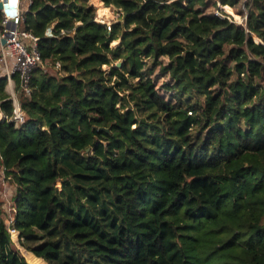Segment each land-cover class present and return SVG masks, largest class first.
Instances as JSON below:
<instances>
[{"label":"trees","instance_id":"trees-1","mask_svg":"<svg viewBox=\"0 0 264 264\" xmlns=\"http://www.w3.org/2000/svg\"><path fill=\"white\" fill-rule=\"evenodd\" d=\"M219 1L242 0H94L108 31L90 0H32L20 125L0 77V264H29L13 232L33 264H264V0L243 24Z\"/></svg>","mask_w":264,"mask_h":264},{"label":"built area","instance_id":"built-area-1","mask_svg":"<svg viewBox=\"0 0 264 264\" xmlns=\"http://www.w3.org/2000/svg\"><path fill=\"white\" fill-rule=\"evenodd\" d=\"M32 0H0V14L2 21L0 23V64L6 68L8 78V93L13 102V116L10 118L16 125L25 122V116L19 103L16 93V82L14 75H18L22 90L26 95H30V83L34 70L42 65V55L38 50V40L21 28L23 14L26 11L24 7H29ZM219 7L228 9L229 4L218 2ZM107 11L101 14L96 20L98 23L106 26L111 31L112 25L119 21L121 12L115 7H104ZM216 15L220 17H229L217 11ZM246 15V14H245ZM244 15L243 23L247 17ZM229 17L228 19H230ZM3 40L6 41L3 44ZM2 114L0 113V118ZM11 222V221H10Z\"/></svg>","mask_w":264,"mask_h":264},{"label":"rangeland","instance_id":"rangeland-1","mask_svg":"<svg viewBox=\"0 0 264 264\" xmlns=\"http://www.w3.org/2000/svg\"><path fill=\"white\" fill-rule=\"evenodd\" d=\"M249 0H242L241 3H239V5H237V7H229L228 9L225 8H221L218 5V9L219 12L221 13V11L223 12V14H227L229 15L232 21H236L239 24H243V19H244V15L247 13V9L246 6L244 5L245 2H247ZM90 4L92 6L95 7V9H99V7L101 8L102 6L105 7L103 4L101 3H94V0H90ZM215 12L217 13V9L215 10ZM119 43L118 42H114L111 47L115 48L117 47ZM104 69H107V67H105ZM14 192L15 189L12 185V183L9 182L8 179H6L4 177V174L2 172H0V204L2 205V209L8 213H10L12 211L11 209V205H12V199L14 197ZM12 238L13 241L15 243V248L18 249L20 251V253H22V255L25 257V259L27 260V262L29 264H33L30 261V253H28L25 249H23L22 247H20L19 243H18V237L17 234H15L14 232L12 233ZM33 259V258H32ZM35 261V260H34ZM43 264H47L43 261Z\"/></svg>","mask_w":264,"mask_h":264},{"label":"crops","instance_id":"crops-1","mask_svg":"<svg viewBox=\"0 0 264 264\" xmlns=\"http://www.w3.org/2000/svg\"><path fill=\"white\" fill-rule=\"evenodd\" d=\"M25 9H27V7H25ZM48 35H51L50 31L48 32ZM4 76H6V68L2 64H0V77H4ZM13 81L15 83V80H13ZM8 90H9V85H7V91Z\"/></svg>","mask_w":264,"mask_h":264},{"label":"water","instance_id":"water-1","mask_svg":"<svg viewBox=\"0 0 264 264\" xmlns=\"http://www.w3.org/2000/svg\"><path fill=\"white\" fill-rule=\"evenodd\" d=\"M5 43H6V41L3 40V44H5ZM121 65H122L121 63H118L116 66H117V67H121Z\"/></svg>","mask_w":264,"mask_h":264},{"label":"bare ground","instance_id":"bare-ground-1","mask_svg":"<svg viewBox=\"0 0 264 264\" xmlns=\"http://www.w3.org/2000/svg\"><path fill=\"white\" fill-rule=\"evenodd\" d=\"M106 11H107V10H106ZM106 11H105V12H106Z\"/></svg>","mask_w":264,"mask_h":264}]
</instances>
